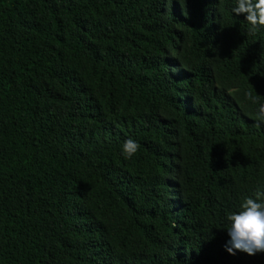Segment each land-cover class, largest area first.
<instances>
[{"label": "trees", "instance_id": "trees-1", "mask_svg": "<svg viewBox=\"0 0 264 264\" xmlns=\"http://www.w3.org/2000/svg\"><path fill=\"white\" fill-rule=\"evenodd\" d=\"M232 2L0 0V264H264L224 247L264 185Z\"/></svg>", "mask_w": 264, "mask_h": 264}, {"label": "clouds", "instance_id": "clouds-1", "mask_svg": "<svg viewBox=\"0 0 264 264\" xmlns=\"http://www.w3.org/2000/svg\"><path fill=\"white\" fill-rule=\"evenodd\" d=\"M231 13L243 16L249 25V33L264 29V0H233ZM244 98L256 105L254 124L264 125V101H259L250 89L243 92ZM138 143L129 138L121 146V155L130 159L138 150ZM228 224L225 250L229 254L236 251L250 256L264 252V185H257L254 192L240 200L235 210L225 214Z\"/></svg>", "mask_w": 264, "mask_h": 264}]
</instances>
